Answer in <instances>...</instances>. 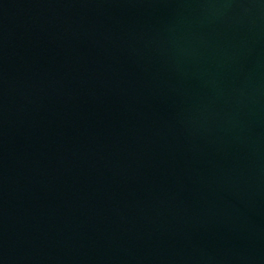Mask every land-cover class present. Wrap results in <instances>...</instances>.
Returning a JSON list of instances; mask_svg holds the SVG:
<instances>
[{"label": "water", "instance_id": "water-1", "mask_svg": "<svg viewBox=\"0 0 264 264\" xmlns=\"http://www.w3.org/2000/svg\"><path fill=\"white\" fill-rule=\"evenodd\" d=\"M0 264H264V0H0Z\"/></svg>", "mask_w": 264, "mask_h": 264}]
</instances>
